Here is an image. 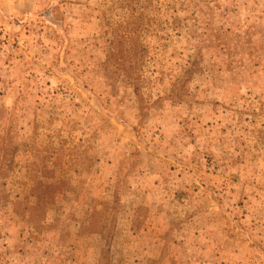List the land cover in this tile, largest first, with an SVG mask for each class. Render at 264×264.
I'll list each match as a JSON object with an SVG mask.
<instances>
[{
	"label": "rangeland",
	"instance_id": "rangeland-1",
	"mask_svg": "<svg viewBox=\"0 0 264 264\" xmlns=\"http://www.w3.org/2000/svg\"><path fill=\"white\" fill-rule=\"evenodd\" d=\"M106 259L264 264V0H0V264Z\"/></svg>",
	"mask_w": 264,
	"mask_h": 264
},
{
	"label": "trees",
	"instance_id": "trees-1",
	"mask_svg": "<svg viewBox=\"0 0 264 264\" xmlns=\"http://www.w3.org/2000/svg\"><path fill=\"white\" fill-rule=\"evenodd\" d=\"M105 257L103 256L102 259H104ZM105 264H109L108 260L106 259V263Z\"/></svg>",
	"mask_w": 264,
	"mask_h": 264
}]
</instances>
